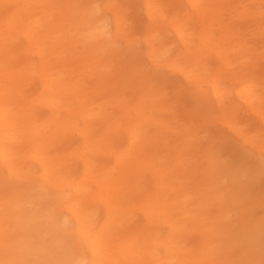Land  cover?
<instances>
[{
    "label": "bare ground",
    "instance_id": "1",
    "mask_svg": "<svg viewBox=\"0 0 264 264\" xmlns=\"http://www.w3.org/2000/svg\"><path fill=\"white\" fill-rule=\"evenodd\" d=\"M74 1L78 3L70 5ZM182 1L206 21L203 30L213 25L209 19L222 18L223 5L229 2ZM231 1L233 11L218 27L219 35H201L198 44L206 51L201 53V48L192 49L186 19L168 20L159 0H136L147 17L146 62L133 65L129 76L138 77L141 88L107 102L92 101L79 90L85 74L71 80L74 71L58 62L69 49H81L104 65L100 70L108 71L107 62L133 45L121 33L122 15L112 0H0V264L264 261V219L231 217L242 200L240 185L222 177L208 130L199 124L178 127L185 116L173 111L180 106L189 113L197 100L225 111L222 124L263 159L253 173L264 171V137L243 133L234 121L245 109L264 124V92L252 71H242L239 67L245 66L230 60L235 55L238 62L251 51L245 33L239 36L228 26L242 19L247 28L248 22L264 35V0ZM167 23L162 32L161 25ZM231 36L236 39L229 44ZM201 54L213 57L218 67L199 78ZM146 68L175 76L177 81H159L176 93L183 79L187 103L168 98L162 87L159 94L147 90L143 78L152 77ZM220 71L230 77L225 79ZM113 106L118 112L109 110ZM173 135L185 138L179 154L173 160L160 157ZM205 149L206 185L192 193L173 186L186 156ZM71 158L78 162H69ZM148 173L154 178L152 188L141 178ZM97 202L102 213L94 207ZM135 209L141 212L140 223L130 215ZM194 209L197 214L204 209L209 218L202 226L201 244L205 239L207 245L196 253L184 239L194 229ZM67 237L73 238L72 244L66 245Z\"/></svg>",
    "mask_w": 264,
    "mask_h": 264
},
{
    "label": "rangeland",
    "instance_id": "2",
    "mask_svg": "<svg viewBox=\"0 0 264 264\" xmlns=\"http://www.w3.org/2000/svg\"><path fill=\"white\" fill-rule=\"evenodd\" d=\"M112 2L114 3V8H117L122 15L123 24L121 26V33L129 39L133 45L120 53L118 57L114 59L111 58V60L107 62L108 71L100 70V67H104V65H98L99 61L89 57V53H81V49H69L67 53H71L72 57L69 58V55L66 53L65 57L60 60L61 63L58 62V65H62L63 67H66V69L74 71V74H71V80L78 79L80 77L78 73H81V76L85 74L84 83L80 86L79 90L90 96L92 101L99 100L111 102L113 99L119 97L127 98L131 94H134L133 89L135 87L139 88V83H141V81L138 77L134 78L129 76V71L133 65L139 66L146 62L142 55V51L145 48L143 38L146 35L147 17L140 6L141 4L139 5L136 0H112ZM159 2L162 6L164 16L167 17L168 20L171 21L175 18L186 19L189 32H191L192 49L198 48L197 51H199V48H201V53L206 52L202 46L198 44L201 35H207L211 39L216 38L219 35L218 27H220L223 22L229 21L227 19L228 14H231L233 11V8H230V6L233 5L232 1L229 0L228 3L225 2L221 10L222 18L221 16H218L216 19L215 17L211 20L209 19V22L213 25L203 30L205 26H207L206 21L199 17L195 13L194 9L187 6L184 1L159 0ZM77 3L78 1H74L70 3V5H76ZM211 3H214V1L212 0ZM208 4L209 2L207 1L204 5L207 6ZM243 24L244 21L242 19H234L228 26L231 28L230 32H236L239 36H241L242 32L245 33L246 46L249 48L251 53L246 56L244 55L242 59H238V62L235 55H230L229 58L235 66H245L244 68L239 67L240 70L252 71V76L256 78L255 82L261 85L264 92V35L257 34L256 30H254V26L250 23L247 22L249 28ZM168 25L169 23L161 25V31L164 32ZM206 31L209 33L204 34ZM171 34V31L166 32L167 36H171ZM235 39L236 38H232L231 36V38L228 39V43L232 44ZM118 45L123 46L122 42H119ZM82 55H85V57L81 58ZM243 59L244 63L242 62ZM198 60L202 63L201 70L198 75L199 78L201 76L211 75L217 70L218 64L213 57H204L201 54ZM34 62H36L35 59ZM145 71V74L149 76L151 75L153 79L147 81L145 77L143 78L144 80L142 83L147 85V90H151L159 94V87H162L167 91L166 96L168 98H174L177 99V101L181 100L182 102L187 99L185 93L187 84L183 81V79L179 78V83L181 85L179 88L181 89L179 93H176L173 88L170 86H162L163 83H160L159 81L161 80V82L164 83L177 81L176 78H174L175 76L170 74H160L158 70L152 71L147 68ZM221 75L225 76V79L230 77L228 72H221ZM185 102L187 103V101ZM115 109L116 112H118V108L115 106L109 110L113 111ZM173 111H176V113L181 116H185L183 122L180 120L177 122L178 127H183L180 126L181 123L184 125L199 124L202 131L208 130V143L214 154L221 161L220 171L222 177L227 182H231L236 179L237 183L240 185V190H238L237 194L242 195V200L239 204H237L238 206L236 205L237 208L232 209L231 217L233 219L245 217L248 218V220L264 219V171L259 174L253 173V170L257 168L263 159L259 154L254 153L250 147L246 146L245 143L243 144L239 139H237L222 124V118L226 115L224 113L225 111H217L216 108L210 106V104L204 100H197L194 102L189 113L183 112L180 106L174 107ZM234 121L236 125L241 126V131L243 133L257 135L260 138L264 137V124L261 123L253 114L245 112V109L236 114ZM184 139L185 138H181L180 135L171 136L168 138L169 147L162 151L161 154L159 152L156 154L159 153L160 157H167V159L173 160L174 155L179 154L176 150L182 147L181 142ZM150 149L151 148H149V150ZM206 151L207 149L201 151L193 157L186 156V158H189L187 163H185L183 167H175L176 170L179 168V172L181 173L179 178L174 181L173 186L175 185L180 187L184 191L193 192L200 186L204 187L206 185L209 180H207V177L204 175L205 168L202 165L207 162V160L204 161L203 155V152ZM104 159L107 161L108 157H105ZM68 161H71V163L78 162L75 158H71ZM149 161L153 160L150 159ZM138 170L140 171V169ZM141 178L144 180L143 185L146 188L153 187L154 178L150 176L149 173L143 174ZM196 183H198V185H196ZM92 190L94 191L95 189L92 188ZM129 197L134 198L133 193H131ZM139 198H137V200ZM96 206L101 209L100 213H102V205L97 202L94 207ZM243 207L245 208L243 209ZM193 212L197 214L198 210L194 209ZM132 214L135 215V217L132 216L134 221L138 223L142 221V215L139 210L135 209L130 213V215ZM194 220L195 223L192 225L194 229L186 234L184 239L186 237V247H189L196 253L201 247L207 245L205 244V239L203 244H201L204 236L203 232L205 230L202 226L209 224V218L205 215L203 209L202 213L197 214ZM144 228L145 226L141 229ZM261 236L264 240V230L262 231ZM72 243L73 238L67 237L66 245ZM247 264H251V261ZM260 264H264V261Z\"/></svg>",
    "mask_w": 264,
    "mask_h": 264
}]
</instances>
